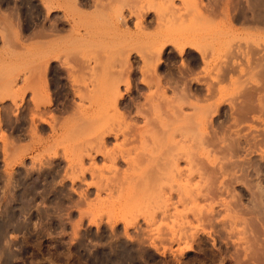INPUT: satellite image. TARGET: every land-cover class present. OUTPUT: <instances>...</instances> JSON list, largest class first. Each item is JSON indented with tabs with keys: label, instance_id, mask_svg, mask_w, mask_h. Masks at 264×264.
<instances>
[{
	"label": "rangeland",
	"instance_id": "374dc122",
	"mask_svg": "<svg viewBox=\"0 0 264 264\" xmlns=\"http://www.w3.org/2000/svg\"><path fill=\"white\" fill-rule=\"evenodd\" d=\"M198 1L0 15V264H264V0Z\"/></svg>",
	"mask_w": 264,
	"mask_h": 264
},
{
	"label": "flooded vegetation",
	"instance_id": "af4514ba",
	"mask_svg": "<svg viewBox=\"0 0 264 264\" xmlns=\"http://www.w3.org/2000/svg\"><path fill=\"white\" fill-rule=\"evenodd\" d=\"M16 6H17L16 0H0V15L1 14L7 15V17H9V18H10V16L13 17L12 14L15 13ZM170 65L171 64H168V66H170ZM168 66L163 69V71H164L163 77H165V78H167L169 76V73H170V70H169L170 68H168ZM170 67H173V64ZM193 67H194V65H193Z\"/></svg>",
	"mask_w": 264,
	"mask_h": 264
},
{
	"label": "bare ground",
	"instance_id": "6f19581e",
	"mask_svg": "<svg viewBox=\"0 0 264 264\" xmlns=\"http://www.w3.org/2000/svg\"><path fill=\"white\" fill-rule=\"evenodd\" d=\"M198 1V0H197ZM195 2V1H194ZM198 3H199V1H198ZM194 4H197V3H194ZM198 5V4H197ZM195 7H196V5H195ZM198 8H200V7H198ZM198 8H196V10L198 9ZM200 10V9H199ZM201 12V11H200ZM200 14V13H199ZM201 14H203V12L201 13ZM204 16V15H203ZM137 25H138V23H137ZM191 45V44H190ZM192 47V46H191ZM183 48H185V47H183ZM180 49V48H179ZM181 51H183V50H181ZM198 51V50H197ZM201 52V51H200ZM199 55H201V54H199ZM204 57H205V55H203ZM259 64V63H258ZM263 66V65H262ZM261 66V67H262ZM264 67V66H263ZM259 68H260V66H259ZM256 69V68H255ZM127 80V79H126ZM128 82V81H127ZM46 83V82H45ZM128 87V86H127ZM262 98V97H261ZM260 98V99H261ZM261 101V103H263L264 104V102H262V100H260ZM82 132V131H81ZM84 132V131H83ZM83 132L81 133V134H83ZM80 134V133H79ZM80 134V135H81ZM83 136V135H82ZM101 142V141H100ZM77 179V178H76ZM39 187V186H38ZM26 188V187H25ZM32 188V187H31ZM36 189V188H35ZM33 191H34V189H33ZM25 194V193H24ZM27 194V193H26ZM24 197V196H23ZM38 197V196H37ZM23 199V198H22ZM21 199V200H22ZM29 202H30V200H29ZM23 209H25V208H23ZM133 221V220H132ZM126 222V221H125ZM136 222V221H135ZM134 221L133 222H131V223H129V222H127V225H126V228H129V227H132V226H134L136 223H135ZM135 223V224H134ZM189 223V222H188ZM187 223V224H188ZM24 224V223H23ZM20 227H21V225H20ZM186 239H189V238H186ZM178 240V239H177ZM181 240V239H180ZM126 246V245H125ZM124 249V248H123ZM157 249V248H156ZM130 250V249H129ZM129 250H127V249H125L124 251H123V253H121V260L123 261V260H128V259H131L132 258V256H131V258H130V255L132 254V252H130ZM119 251V250H118ZM129 251V252H128ZM118 254V253H117ZM116 254V255H117ZM107 255V254H106ZM110 255V254H109ZM133 255V254H132ZM103 256V255H102ZM120 256V255H119ZM133 256H135V255H133ZM90 257V256H89ZM109 257V256H108ZM111 257V256H110ZM104 258V257H103ZM119 258V257H118ZM138 259V258H137ZM106 260V259H105ZM111 261V260H110ZM117 261H120L119 259L118 260H116V262ZM116 262H115V264H116ZM133 262H134V259H133ZM124 263V262H123ZM122 263V264H123ZM119 264V263H118ZM121 264V263H120ZM125 264V263H124ZM132 264V263H131Z\"/></svg>",
	"mask_w": 264,
	"mask_h": 264
}]
</instances>
